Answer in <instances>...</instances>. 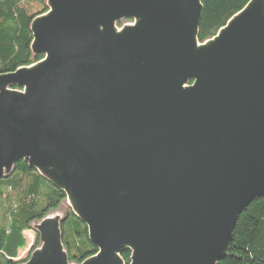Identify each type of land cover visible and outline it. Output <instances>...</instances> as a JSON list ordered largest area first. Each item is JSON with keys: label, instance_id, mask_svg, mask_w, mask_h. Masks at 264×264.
Listing matches in <instances>:
<instances>
[{"label": "water", "instance_id": "water-1", "mask_svg": "<svg viewBox=\"0 0 264 264\" xmlns=\"http://www.w3.org/2000/svg\"><path fill=\"white\" fill-rule=\"evenodd\" d=\"M46 6L44 60L0 75V180L25 162L65 194L97 249L82 264H218L264 197V0L203 44L200 0ZM58 223L25 264H68Z\"/></svg>", "mask_w": 264, "mask_h": 264}, {"label": "trees", "instance_id": "trees-1", "mask_svg": "<svg viewBox=\"0 0 264 264\" xmlns=\"http://www.w3.org/2000/svg\"><path fill=\"white\" fill-rule=\"evenodd\" d=\"M250 1L200 0L203 11L197 42L203 44L215 37ZM45 3L46 0H0V75L43 60L42 55L31 50L30 25L36 17L47 13ZM34 5L39 8L35 12ZM125 21L117 26L121 27ZM61 210L59 229L68 264H82L97 249L88 240L86 226L68 207L65 194L25 162L14 164L0 180V264L25 263L17 260L19 252L26 247L24 234ZM40 245L37 233L33 251ZM120 257L124 264H129V251L122 252ZM218 264H264V197L254 199L241 212L229 251Z\"/></svg>", "mask_w": 264, "mask_h": 264}, {"label": "rangeland", "instance_id": "rangeland-1", "mask_svg": "<svg viewBox=\"0 0 264 264\" xmlns=\"http://www.w3.org/2000/svg\"><path fill=\"white\" fill-rule=\"evenodd\" d=\"M33 3V2H32ZM31 3V4H32ZM45 5H46V3H45ZM35 6V5H34ZM38 6L36 5L35 7H34V10H33V12H35L36 10H38L39 8H37ZM120 23V22H119ZM122 25H121V27H118L117 25H115L116 26V31H118V32H121L123 29H125V28H130V27H133V26H135V24H136V21L135 20H126L125 22H123V23H121ZM191 83H189V85H190ZM6 90H11V91H14V92H18V93H24V89H17V90H14V89H12V88H7ZM68 202V201H67ZM69 204H70V202H68V207L70 208V206H69ZM71 205V204H70ZM71 209V208H70ZM63 211L61 210V211H57V212H55V213H53V214H51V215H49L46 219H44L42 222H40L39 224H37V225H34V227H32V230L31 231H28V232H26L25 234H24V238H25V240H26V247L23 249V250H21L20 252H19V255H18V261H20V262H28L30 259H31V257L35 254V253H37V252H39L40 250H41V245L39 246V248L38 249H36V250H34L33 251V247H34V245L36 244V237H37V233H38V235H39V233H40V231H41V229H43L46 225H51V223H53V222H56V223H58L61 219H62V217H63V213H62ZM58 229H59V223H58ZM33 251V252H32ZM25 263H23V264H25ZM124 263V262H123Z\"/></svg>", "mask_w": 264, "mask_h": 264}, {"label": "bare ground", "instance_id": "bare-ground-1", "mask_svg": "<svg viewBox=\"0 0 264 264\" xmlns=\"http://www.w3.org/2000/svg\"><path fill=\"white\" fill-rule=\"evenodd\" d=\"M46 2H47V0H46ZM228 22H229V21H228ZM43 60H44V59H43ZM43 60H42V61H43ZM42 61H40V62H42ZM40 62H38V63H40ZM38 63H37V64H38ZM35 65H36V64H34V65L30 66V67H33V66H35ZM30 67H27V68H30Z\"/></svg>", "mask_w": 264, "mask_h": 264}]
</instances>
